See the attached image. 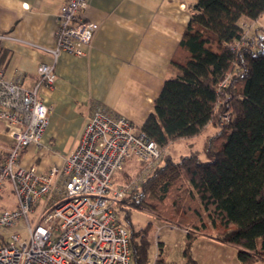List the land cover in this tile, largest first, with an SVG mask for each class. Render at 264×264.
Masks as SVG:
<instances>
[{
  "label": "trees",
  "instance_id": "obj_1",
  "mask_svg": "<svg viewBox=\"0 0 264 264\" xmlns=\"http://www.w3.org/2000/svg\"><path fill=\"white\" fill-rule=\"evenodd\" d=\"M264 0H197L167 78L140 132L160 149L208 125L207 158L163 156L115 212L129 232L131 264L151 262V223L137 228L132 211L147 212L185 232L182 264H197L201 236L236 249L239 264L264 263V27L255 49L231 46L242 18L255 23ZM225 81L224 86H219ZM223 117H226L223 119ZM155 264L167 263L160 257Z\"/></svg>",
  "mask_w": 264,
  "mask_h": 264
},
{
  "label": "built area",
  "instance_id": "obj_2",
  "mask_svg": "<svg viewBox=\"0 0 264 264\" xmlns=\"http://www.w3.org/2000/svg\"><path fill=\"white\" fill-rule=\"evenodd\" d=\"M89 0H63L56 15L54 47L43 49L55 61L60 53L83 57L91 47L98 25L86 18ZM252 22L240 21L242 36L231 49H255ZM55 81L53 65L41 64L30 88L4 79L0 73V121L12 140L0 165V193L8 186L14 208L0 209V229L24 219L28 239L17 233L4 242L0 236V264H131L129 232L119 221L115 206L129 195L167 153L135 132L125 118L96 105L87 119L77 145L61 166L47 173L18 165L19 154L36 144L53 112L39 92ZM225 81L219 86H224ZM226 118V117H225ZM142 165L140 176L116 184L115 174L127 164ZM5 185V186H4ZM42 201L34 226L29 214ZM158 255L153 253L155 264Z\"/></svg>",
  "mask_w": 264,
  "mask_h": 264
},
{
  "label": "crops",
  "instance_id": "obj_3",
  "mask_svg": "<svg viewBox=\"0 0 264 264\" xmlns=\"http://www.w3.org/2000/svg\"><path fill=\"white\" fill-rule=\"evenodd\" d=\"M196 1L89 0L86 18L98 25L91 47L83 57L60 53L54 61L43 49L54 47L56 15L63 0H0V73L4 79L30 88L39 65H53L55 73L53 86L38 94L53 112L38 142L21 150L18 165L32 167L38 173L61 166L77 145L96 105L127 119L135 132H140L153 113L164 81L177 74L171 61ZM263 18L264 13L254 25L264 27ZM207 128L210 126L193 138L179 140L191 146L199 138L203 149L206 138L213 134L212 128ZM5 130L0 121V165L12 144ZM172 143L166 148L170 149ZM191 152L196 151L190 148ZM204 238L208 237L201 236L197 241ZM183 246L184 242L181 253ZM199 246L197 243L194 250L196 260ZM182 262L181 258L176 264Z\"/></svg>",
  "mask_w": 264,
  "mask_h": 264
},
{
  "label": "rangeland",
  "instance_id": "obj_4",
  "mask_svg": "<svg viewBox=\"0 0 264 264\" xmlns=\"http://www.w3.org/2000/svg\"><path fill=\"white\" fill-rule=\"evenodd\" d=\"M250 29V34L252 35V31L255 27L254 23ZM264 25V18L261 22ZM225 117H223L224 119ZM210 126V125H209ZM213 133L216 129L212 126L207 128V131L211 130ZM214 129V130H213ZM212 135V134H211ZM210 136V135H209ZM200 139L198 138L196 142L189 146L187 142L184 140H176L174 143L171 144L172 147L170 149L165 148L166 155H170L173 160H179L181 157L188 156L189 150L196 151L201 162L207 160L203 149L200 147ZM159 163V162H157ZM155 164V166L157 165ZM142 165L137 164H127L121 172L115 174V183L116 184H123L129 183L134 181L139 177L140 170ZM5 186V185H4ZM42 201H39L38 205L34 207V212L30 213L29 224L30 226H34L36 217L40 211ZM15 207V200L13 195L8 192V186H6L2 192L0 193V209L2 208H14ZM132 222L136 225L137 228L144 227L147 223H151L152 230L150 233V241H151V256L156 251L157 255H159V248H161L164 244V256L165 261L168 262H180L182 255H181V248L182 243L184 242L183 234L180 229L175 228L172 224L168 222H164L163 220L143 211H132ZM13 233H17L20 236L21 241H26L28 239V226L24 219L18 220L15 225L11 228H1L0 229V236H2L4 242L10 241V236ZM199 237L198 239H200ZM205 240H200L199 248L197 249V260L199 264H236L235 262V249L232 246H228L229 248H220L217 246L218 242L212 238H204ZM159 242L163 243L160 244ZM196 243V244H197ZM227 247V245H226ZM196 249V245L194 250ZM201 251H206L205 254H202Z\"/></svg>",
  "mask_w": 264,
  "mask_h": 264
}]
</instances>
